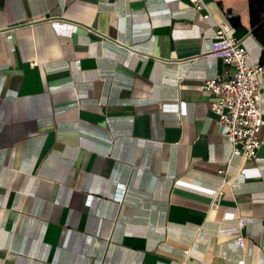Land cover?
Here are the masks:
<instances>
[{"label":"crops","instance_id":"0c3cea01","mask_svg":"<svg viewBox=\"0 0 264 264\" xmlns=\"http://www.w3.org/2000/svg\"><path fill=\"white\" fill-rule=\"evenodd\" d=\"M201 2L0 0V264H264V144L232 155L200 88L218 23L262 47Z\"/></svg>","mask_w":264,"mask_h":264},{"label":"built area","instance_id":"2783aa9c","mask_svg":"<svg viewBox=\"0 0 264 264\" xmlns=\"http://www.w3.org/2000/svg\"><path fill=\"white\" fill-rule=\"evenodd\" d=\"M190 2L194 11L202 8L201 0ZM213 37L210 53L218 56L225 68L220 75L204 79L200 88L211 97L209 109L224 140L231 146V154L254 158L256 150L264 144L259 134L263 122L260 99L264 57L256 63H247L245 47L230 34L225 23L216 25ZM218 194L219 191L215 197Z\"/></svg>","mask_w":264,"mask_h":264},{"label":"trees","instance_id":"16d2710c","mask_svg":"<svg viewBox=\"0 0 264 264\" xmlns=\"http://www.w3.org/2000/svg\"><path fill=\"white\" fill-rule=\"evenodd\" d=\"M251 32L262 47L264 57V0H247Z\"/></svg>","mask_w":264,"mask_h":264}]
</instances>
